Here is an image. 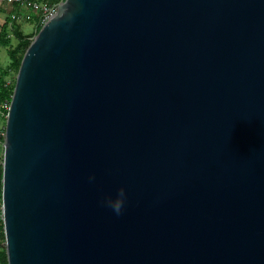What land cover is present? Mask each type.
<instances>
[{"label": "water", "instance_id": "water-1", "mask_svg": "<svg viewBox=\"0 0 264 264\" xmlns=\"http://www.w3.org/2000/svg\"><path fill=\"white\" fill-rule=\"evenodd\" d=\"M1 144L7 264H264V0H59Z\"/></svg>", "mask_w": 264, "mask_h": 264}, {"label": "trees", "instance_id": "trees-1", "mask_svg": "<svg viewBox=\"0 0 264 264\" xmlns=\"http://www.w3.org/2000/svg\"><path fill=\"white\" fill-rule=\"evenodd\" d=\"M49 4H56L59 0H43ZM42 24L40 17L37 19L34 31L30 34H24L17 25H11V37H13L17 43L15 46L10 44V36H7L6 32L0 33V46L7 48L9 57V63L5 68L0 67V101L5 100L10 103L12 93L15 85V78L20 67L23 55L31 42V37L39 31ZM9 78V82L8 79ZM4 120V128H5ZM3 138H0V143ZM2 168L0 164V212H1V194H2ZM4 231L3 222L0 217V264H7L6 249L4 245Z\"/></svg>", "mask_w": 264, "mask_h": 264}, {"label": "crops", "instance_id": "crops-1", "mask_svg": "<svg viewBox=\"0 0 264 264\" xmlns=\"http://www.w3.org/2000/svg\"><path fill=\"white\" fill-rule=\"evenodd\" d=\"M36 1L44 2L43 0ZM35 12L36 11L29 8L20 7L15 4L7 3L4 0H0V33L6 32L7 36L9 35L11 38V25H17L22 31L19 20L37 21L39 16H36Z\"/></svg>", "mask_w": 264, "mask_h": 264}, {"label": "built area", "instance_id": "built-area-1", "mask_svg": "<svg viewBox=\"0 0 264 264\" xmlns=\"http://www.w3.org/2000/svg\"><path fill=\"white\" fill-rule=\"evenodd\" d=\"M7 3L15 4L20 7L29 8L39 13L41 24L43 25L50 17L54 15L57 10L56 4H49L46 2H39L36 0H4ZM10 103L2 100L0 101V118L6 120L9 111ZM5 128L0 129V138L4 139Z\"/></svg>", "mask_w": 264, "mask_h": 264}, {"label": "rangeland", "instance_id": "rangeland-1", "mask_svg": "<svg viewBox=\"0 0 264 264\" xmlns=\"http://www.w3.org/2000/svg\"><path fill=\"white\" fill-rule=\"evenodd\" d=\"M39 2H42V1H39ZM35 15L39 16V13L35 12ZM19 23L22 27V32L25 34H30L34 31L36 21L35 20H29V21L19 20ZM16 43L17 41L13 37H11L10 39L11 46H15ZM8 63H9V57L7 53V48L0 46V67L5 68L8 65ZM7 80L9 82V78ZM3 124H4V120L0 118V129L4 128ZM2 155H3V146L0 143V164L2 162Z\"/></svg>", "mask_w": 264, "mask_h": 264}, {"label": "clouds", "instance_id": "clouds-1", "mask_svg": "<svg viewBox=\"0 0 264 264\" xmlns=\"http://www.w3.org/2000/svg\"><path fill=\"white\" fill-rule=\"evenodd\" d=\"M95 176L91 174L89 180L94 181ZM127 200V192L125 189L118 187L114 192L108 193L102 200L106 206L111 208L114 213L119 215L124 207V204Z\"/></svg>", "mask_w": 264, "mask_h": 264}]
</instances>
